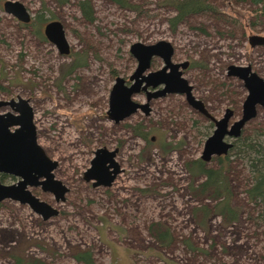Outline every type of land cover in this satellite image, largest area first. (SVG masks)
Here are the masks:
<instances>
[{
  "label": "rangeland",
  "instance_id": "rangeland-1",
  "mask_svg": "<svg viewBox=\"0 0 264 264\" xmlns=\"http://www.w3.org/2000/svg\"><path fill=\"white\" fill-rule=\"evenodd\" d=\"M5 1L0 0V99L30 100L38 142L58 161L55 177L69 191L57 202L41 186L29 187L59 210L49 219L27 204L0 202V264H15L14 253L47 264H86L75 258L82 252L91 253L92 264H264V226L254 221L262 208L246 193L252 178L247 162L230 151L227 174L234 201L244 207L232 224L214 211L204 222L196 208L215 202L197 188L202 177L192 178L186 168L201 157L215 128L212 117L222 118L229 107L235 110L232 121L242 114L248 90L229 75V66H251L264 78V43L250 41L264 36V0H210L215 11L189 15L176 28L171 23L176 10L163 0H129L131 8L90 0L93 21L83 15L81 0H12L29 9L30 23L7 13ZM51 20L64 24L69 55L45 36ZM160 40L173 44L174 62L190 61L184 77L209 116L185 95L167 94L151 99L149 114L140 110L123 121L111 120L115 80L129 79L138 64L131 45ZM73 55L82 64L69 72ZM163 65L156 57L151 70ZM134 99L145 103L147 94ZM7 111L11 106L0 108ZM243 131L252 137L261 132L264 141V107ZM101 147L119 149L121 172L111 186H93L84 176ZM216 157L209 166H221ZM0 176L5 184L18 181ZM156 223L170 230V244L159 245L152 232Z\"/></svg>",
  "mask_w": 264,
  "mask_h": 264
},
{
  "label": "water",
  "instance_id": "water-1",
  "mask_svg": "<svg viewBox=\"0 0 264 264\" xmlns=\"http://www.w3.org/2000/svg\"><path fill=\"white\" fill-rule=\"evenodd\" d=\"M7 13L17 17L24 23H30L32 15L20 1L7 0L4 3ZM45 36L54 43L62 54L69 55L71 48L67 39L64 24L60 20H51L45 26ZM252 44L264 43V36H251ZM131 54L138 64L129 79L117 76L112 87L109 118L115 122L123 121L139 110L149 113L150 101L167 94H183L187 102L195 109L209 116L203 100L193 94V86L184 77V71L190 61L174 62L175 48L167 40L153 44L135 42L130 47ZM163 59L164 65L151 70L154 58ZM229 75L244 81L248 90L242 106L241 116L232 121L235 110L227 108L225 114L215 122L213 133L205 141L201 158L209 163L214 156L229 153L234 141L241 136L246 124L256 117L258 107H264V78L252 70L251 66L230 65ZM153 89V91H150ZM146 92L145 103L134 99L135 95ZM11 106L13 111L0 112V175L18 178L12 184H5L0 176V202L6 199L29 205L44 219L59 214V210L48 202L34 195L29 187L41 186L44 191L55 195L56 201H65L69 188L57 179L54 170L58 161L53 160L38 142L37 127L34 122L35 113L29 99L18 97L10 101L0 99V108ZM119 149L98 148L91 161V167L84 174L87 181L93 180V186H111L121 167L116 157Z\"/></svg>",
  "mask_w": 264,
  "mask_h": 264
},
{
  "label": "trees",
  "instance_id": "trees-1",
  "mask_svg": "<svg viewBox=\"0 0 264 264\" xmlns=\"http://www.w3.org/2000/svg\"><path fill=\"white\" fill-rule=\"evenodd\" d=\"M121 6L133 7L129 0H113ZM60 3H66L68 0H59ZM163 4L172 6L176 10V15L171 19L173 28L184 21L189 15L198 14L204 11L213 10L216 8L211 4L210 0H163ZM80 8L83 15L89 21L94 20L93 6L90 0H81ZM40 21V16L36 19ZM82 61H79L76 55H73V61L69 64L68 71L74 70ZM214 123V122H213ZM134 130L144 139L149 140L148 134L141 131L140 126H136ZM261 132L256 134V137L244 135L234 141V146L230 149L231 153L234 150L236 154L244 159L252 174L251 185L246 189V193L250 202L261 207V211L254 217V221L258 225L264 226V141L261 139ZM150 141V140H149ZM229 151V153H230ZM229 153L222 156H217L221 162L220 167H211L201 157L186 163V168L192 178L201 176L202 180L197 186L208 199L215 202L212 206L204 204L196 211L204 213V222L207 221L209 215L214 211L219 215L226 224H232L240 221L241 213L244 207L234 201V193L232 185L227 174L230 163ZM152 232L158 241L159 245L166 246L170 244L172 236L168 228H163L158 223L154 224ZM78 261L86 264H92V256L90 252H82L75 256ZM13 259L15 264H47L44 260L14 253Z\"/></svg>",
  "mask_w": 264,
  "mask_h": 264
},
{
  "label": "flooded vegetation",
  "instance_id": "flooded-vegetation-1",
  "mask_svg": "<svg viewBox=\"0 0 264 264\" xmlns=\"http://www.w3.org/2000/svg\"><path fill=\"white\" fill-rule=\"evenodd\" d=\"M153 63V62H152ZM190 66V65H189ZM151 109V108H150ZM140 111V110H139ZM144 112V111H143ZM145 113V112H144ZM149 113H150V111H149ZM149 113H145V114H149ZM136 114V113H135ZM213 121V120H212ZM214 122V121H213ZM214 124H215V122H214ZM239 138V137H238ZM236 140V139H235ZM234 140V141H235Z\"/></svg>",
  "mask_w": 264,
  "mask_h": 264
}]
</instances>
